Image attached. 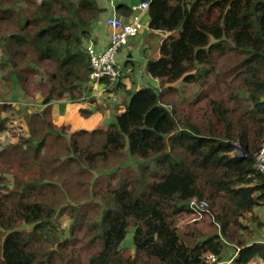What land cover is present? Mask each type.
Wrapping results in <instances>:
<instances>
[{
  "label": "trees",
  "instance_id": "trees-1",
  "mask_svg": "<svg viewBox=\"0 0 264 264\" xmlns=\"http://www.w3.org/2000/svg\"><path fill=\"white\" fill-rule=\"evenodd\" d=\"M146 1L148 28L163 33L144 48L159 88L132 91L122 70L102 78L103 93L124 90L122 109L66 139L48 109L92 93L85 41L104 9L97 0H0V82L10 98L0 113L16 87L41 93L43 105L25 112L27 135L0 136V264H207L226 246L231 264L264 261L255 160L264 142V0ZM115 9L133 14L124 2ZM50 138L63 156L47 151ZM130 228L133 251L122 245Z\"/></svg>",
  "mask_w": 264,
  "mask_h": 264
},
{
  "label": "rangeland",
  "instance_id": "rangeland-1",
  "mask_svg": "<svg viewBox=\"0 0 264 264\" xmlns=\"http://www.w3.org/2000/svg\"><path fill=\"white\" fill-rule=\"evenodd\" d=\"M145 16H140V22L143 21ZM142 23V22H141ZM149 35V41L147 42L148 47L149 45H152L155 47L159 37L163 35V33L155 32L154 30L149 31V29H146L145 36ZM135 36L131 37L129 39V42L131 39H133ZM128 42V45L130 46ZM130 50L132 51L131 47ZM150 54L152 55V49L150 48L148 50ZM132 60L135 64L136 70H138L135 73L136 81L130 82L132 91H135L139 85L140 82V75L144 71L143 63L146 61L145 53L142 49H139V52H135L132 56ZM121 70L123 72V83L127 85V80L130 81L132 78L129 71L124 67L123 62L121 63ZM133 80V79H132ZM145 86H152L155 88H159L158 81H154V79H151L149 84H145ZM131 91V92H132ZM9 92L8 86L1 84L0 82V93H3V97H0V105L3 101L10 99L7 93ZM124 90L120 88L119 95H114V91H108L100 94L99 96L93 97L91 96V93H88V95L83 96L77 100H71L66 99V103H72V104H63L62 107L58 104L61 100H54L52 101L50 108L48 109L49 116L52 119V122L58 127L57 129H60V132L64 134L63 137L68 139L70 134L78 129H86V130H92L96 128H102L103 125L107 124L111 119H113L116 112L120 111L124 105V95H122ZM42 94L39 92H36V90H32L31 93H22V91H19L16 87V95L15 98L12 100H8L11 103V107L3 110L0 113V118L5 119V126L7 127V131L0 134L1 138L4 141H12L15 138H17L20 134L27 135L28 127L25 120V112H34L42 110ZM127 100V98H126ZM125 100V101H126ZM88 110L89 112L87 114H83L81 110ZM63 127V128H62ZM19 134V135H18ZM100 138L95 137L93 139V145H98L100 143ZM94 149V148H92ZM47 151H51L52 153H55L57 155H64L65 150H63L61 145V140L59 142H54L52 138H50L49 144H47ZM68 154V151H67ZM77 153H72L71 155ZM141 162L140 159H136V163ZM133 164H136L135 161L132 162ZM70 167L73 169L65 168L67 171L74 172L78 175L83 169L80 165H70ZM151 168H157V165L154 166V163L150 164ZM133 166H130L126 169H132ZM75 170V171H74ZM158 170L160 168L158 167ZM110 170H108L109 172ZM27 176V175H26ZM60 179L63 180V177L60 175ZM260 210L259 208L255 211L258 212ZM261 215H264L263 211H259ZM259 214V213H258ZM185 219L183 217V220L180 219L179 221V229L183 230V226L185 225ZM182 222V223H181ZM65 223V221H64ZM132 236V228L129 229V232L126 235L125 240L123 241V247L127 250L133 251V245L131 241ZM264 237V236H262ZM261 237V238H262ZM260 240L264 241V238ZM234 249L232 246H226L224 251L222 252V255L219 257V260L222 262V264H231L232 259L234 256ZM248 264H264V261L260 258H252L251 261Z\"/></svg>",
  "mask_w": 264,
  "mask_h": 264
},
{
  "label": "built area",
  "instance_id": "built-area-1",
  "mask_svg": "<svg viewBox=\"0 0 264 264\" xmlns=\"http://www.w3.org/2000/svg\"><path fill=\"white\" fill-rule=\"evenodd\" d=\"M147 7L148 1L144 0L131 5L133 14L127 18L116 15L106 17L105 23L112 29L108 44L104 48L98 49L89 40L85 45L90 65L88 77L92 84L91 96L96 97L103 93L102 78L108 77L113 81L121 74V65L117 60V54L129 42V39L136 36L141 29L140 13L145 11ZM255 160L256 168L264 175V142L261 144ZM190 204H195V199H192ZM203 204L205 203L202 202L201 205ZM205 261L207 264H222L213 254H207Z\"/></svg>",
  "mask_w": 264,
  "mask_h": 264
},
{
  "label": "crops",
  "instance_id": "crops-1",
  "mask_svg": "<svg viewBox=\"0 0 264 264\" xmlns=\"http://www.w3.org/2000/svg\"><path fill=\"white\" fill-rule=\"evenodd\" d=\"M126 3L128 5H133L136 4L138 2H140L139 0H97V3L103 7V11L100 13V16L97 18V21L94 25V27L92 28V30L90 31L89 37L88 39L85 41V44L88 43V41H92L93 44L95 45L96 48L98 49H102L104 48L109 41V37L111 35L112 29L110 26H108L105 23V18L109 17L111 15H116L119 16L121 18H127L126 16L119 14L115 7L118 3ZM140 16L142 18V16H145L143 19V21H141V29L139 30V32L137 33V35L130 40L129 44L128 43L126 45H124L118 52L117 54V60L119 62H123L124 67L127 69V71H129L130 75H131V79L130 81L127 80V85H125L126 88H131L130 82L136 81L135 78V73L138 71L135 68V64L132 60V56L135 52H139V49H142L144 52V48L148 47L147 42L149 41V35L147 33V35L145 36V31L146 29H149L147 26V22H148V14L145 11H142L140 13ZM149 31H152L149 29ZM155 32H157L156 30H154ZM130 47L132 49V51L130 50ZM143 67H144V71L142 72V74L140 75V82L137 88L142 87L145 84H149V82L151 81V79H154V81H158V79L153 78L151 75H149L146 70H145V62L143 63ZM133 79V80H132ZM122 89V88H121ZM118 92H114V95H119L120 93V88L117 90ZM60 105V107L63 106V104H72V103H66V99H61L58 103Z\"/></svg>",
  "mask_w": 264,
  "mask_h": 264
}]
</instances>
